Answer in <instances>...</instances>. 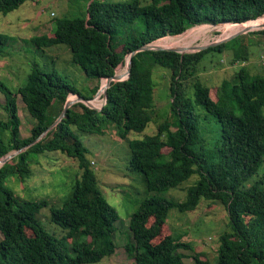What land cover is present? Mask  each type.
<instances>
[{
    "label": "trees",
    "instance_id": "1",
    "mask_svg": "<svg viewBox=\"0 0 264 264\" xmlns=\"http://www.w3.org/2000/svg\"><path fill=\"white\" fill-rule=\"evenodd\" d=\"M26 1L32 0H0V15L6 17ZM80 3L85 13L53 18L51 32L23 39L19 24L14 39L0 31V58L7 57L10 43L12 47L26 41L36 51L64 46L70 63L98 82L84 95L55 68L34 61L28 64L21 85L9 88L0 81V158L17 152L0 167V264H97L114 254L118 213L106 202L89 151L78 138V134L104 136L108 131L121 139L128 134L140 138L127 142L128 169L141 175L148 195L128 220L130 241L124 249L132 264H264V68L252 73L241 66L232 80L223 79L212 93L198 75L199 64L211 52L223 53L225 42L183 55L168 50L136 52L129 77L110 83L100 111L76 102L43 135L69 95L91 100L101 80L114 75L141 46L199 25L256 20L264 15V0ZM5 19L3 27L10 23ZM259 34L264 39V29ZM185 46L174 43L172 47ZM54 52L50 51L57 57ZM232 56V63L247 61L245 46L234 49ZM159 72L168 77L169 108L155 125L153 77ZM18 97L34 120L26 138L20 137ZM56 105L60 109L52 115ZM205 124L212 126L210 130ZM207 133L212 134L211 140ZM46 153L64 155L78 169L60 208L46 200H26L6 185L10 178L24 185L32 176V164L38 163L35 157ZM193 175L196 180L185 189L184 200L165 197ZM201 203L220 205L227 213V230L219 234L212 259L182 237L163 234L170 210L196 212ZM42 209L49 211V223L60 229L58 237L37 219ZM181 251L191 253L190 263H185Z\"/></svg>",
    "mask_w": 264,
    "mask_h": 264
},
{
    "label": "rangeland",
    "instance_id": "2",
    "mask_svg": "<svg viewBox=\"0 0 264 264\" xmlns=\"http://www.w3.org/2000/svg\"><path fill=\"white\" fill-rule=\"evenodd\" d=\"M81 1H26L18 10L9 13L6 17L0 15V31H3V34H7L11 38L15 36L14 39L17 36L15 30L19 24L24 29L22 33L23 39L51 32L53 18L63 15L71 18L85 13L84 6L80 3ZM3 18L10 22L5 27H3V22H1ZM238 25L242 24L231 25L233 27L227 25L223 26V28L221 24L216 26L200 25L190 28L180 35L166 36V38L158 40L161 42L160 44H169V48H174L172 47L174 43L186 45L185 48L204 45L216 47L221 41L227 39L229 35L251 29V27H245L240 30L237 27ZM205 26L209 28H205ZM260 30L263 29L250 30L239 35L240 38H238L236 43L226 41V50L223 53L211 52L204 57L199 64L198 75L201 81L212 89V93L223 79L232 80L234 74L241 66H246L252 73H260L262 71V68H264V39L259 34ZM189 31L190 34L184 36ZM170 37L171 39H169ZM156 41L151 44H155ZM25 42L23 41L24 44H21L22 46L16 43L12 47H10V44H12L10 43L6 49L7 57L0 58V81L7 87L15 88L23 83L24 76L29 71L28 64L32 61L47 69L50 67L55 68L61 76L65 77L69 83L77 87L84 95H88L92 88L98 86L96 80L87 79L80 68L70 63V53L64 46L36 51L32 49L29 42ZM240 46H245V51L248 54L247 61L232 63V51ZM51 50L55 51V55H59L53 57L50 53ZM118 68L119 66L116 73H119V77L123 79L124 75L121 73L123 68L121 70ZM155 73L153 78L156 83V90L153 111L156 125L167 114L169 91L167 75L164 72ZM104 81L103 79V87L106 84ZM100 86L101 82L99 83V88ZM96 96L95 93L93 98H97ZM70 97L71 100L75 99V96L69 95ZM101 99L97 98L93 105L99 108L102 104L100 103V101L102 102ZM17 105L20 118V137L26 138L30 134L29 129L34 126V120L28 115L19 97L17 98ZM59 109L60 106H54L52 115H56ZM196 111L200 112L201 117H203L201 110L197 109ZM205 127L210 130L212 126L205 124ZM147 130L148 128L145 129V132ZM205 136L207 140H211L213 137L209 133ZM78 138L89 151L87 157L93 162V170L97 175L99 187L106 202L117 211L119 218L115 223L116 232L113 238L116 246L115 252L110 258L103 259L97 264H132V259L124 249L125 243L130 241L128 220L130 214L148 195L141 175L128 169L129 149L127 142L140 138L137 134H128L125 139H121L115 135L114 131H108L104 136L78 134ZM12 153L15 152H10L9 154ZM35 159L38 163L32 164V176L30 179L26 180L24 185H21L18 179L10 178L6 182L8 189L26 200H46L53 207L60 208L62 201L68 196L75 182V176L78 172L75 162L64 155L48 153L36 156ZM195 180L196 176H191L178 188L170 189L165 197L177 201L184 200L185 189L191 186ZM48 218L49 211L47 209H42L37 216L44 229L50 234L55 232L56 234L54 235L58 237L60 229L51 225ZM227 221V213L223 207L216 204L206 206L205 203H201L196 212L183 214L176 210H170L163 234H173L174 236L182 237L183 242L191 243L194 249L204 251L212 259L218 246L219 234L227 230ZM181 252L185 256V263H190L191 253L189 251Z\"/></svg>",
    "mask_w": 264,
    "mask_h": 264
},
{
    "label": "water",
    "instance_id": "3",
    "mask_svg": "<svg viewBox=\"0 0 264 264\" xmlns=\"http://www.w3.org/2000/svg\"><path fill=\"white\" fill-rule=\"evenodd\" d=\"M264 15L260 16L259 18H262ZM259 18H257L256 20H258ZM255 21V20H254ZM249 22V21H248ZM228 25H234V24H228ZM237 25V24H236ZM260 29H264V26H262ZM248 31H240V32H237L233 35H230L227 39L223 40L220 42L221 43H224L226 41H229L233 38H236L237 36L239 35H242L244 33H246ZM218 44V43H217ZM209 47H214L213 45L212 46H194V47H188V48H180V47H174V48H161V47H156V46H153L151 43H147L143 46H141L137 51H134L132 52L131 54H129L126 58H125V63L124 65L123 64H120L119 67H125V72H126V75L123 79H121L117 74H116V70H115V73L114 75H112L111 77L109 78H106L104 79L106 84L105 86H101L98 91L96 92V97L98 98L99 95L101 94L102 96V104L101 106L98 108V107H95L93 105L94 101L93 100H85L84 98H82L81 96H78V95H73L71 94L72 96H75V99L71 100L69 99V96L67 97L65 103H64V106H63V109L61 111V113L59 114V116L55 119V121L46 129V131L43 133V135L45 133H47L48 131H50L51 129H53L66 115L67 113V110L71 107V105H73L74 103L76 102H82L84 103L87 107L91 108V109H96L98 111H100L102 109V107L105 105L106 103V90L109 88L110 86V83L112 82H120V81H124L126 80L128 77H129V74H130V68H131V57L136 53V52H140V51H161V50H168V51H172V52H175V53H179L181 55L183 54H186V53H195V52H199V51H202V50H205V49H208ZM97 98H94L97 99ZM17 154V152L15 153H12V154H7L6 156L0 158V167L2 165H4L6 162H8L11 158H13L15 155Z\"/></svg>",
    "mask_w": 264,
    "mask_h": 264
},
{
    "label": "bare ground",
    "instance_id": "4",
    "mask_svg": "<svg viewBox=\"0 0 264 264\" xmlns=\"http://www.w3.org/2000/svg\"><path fill=\"white\" fill-rule=\"evenodd\" d=\"M227 25H228V23H225L224 25H221V27L223 28V26H227ZM228 26H231V25H228ZM261 26H264V16L262 18H259L258 20L250 21V22H246V23H244L242 25H238L237 27L240 28V30H241L242 28H245V27L254 28V27H261ZM231 27H233V26H231ZM231 27H229V28L233 29ZM205 28H209V27L205 26ZM188 34H190V31L185 33L184 36H186ZM169 39H171V37ZM160 43L161 42L158 40V41H156L155 44H153V46L161 47V48H169V44H160ZM121 73L125 77V75H126L125 69H123V71H121ZM116 74L119 76V73H116ZM104 83H106V82L104 81ZM69 99H71V97Z\"/></svg>",
    "mask_w": 264,
    "mask_h": 264
},
{
    "label": "built area",
    "instance_id": "5",
    "mask_svg": "<svg viewBox=\"0 0 264 264\" xmlns=\"http://www.w3.org/2000/svg\"><path fill=\"white\" fill-rule=\"evenodd\" d=\"M101 86H102V80H101ZM100 86V87H101ZM98 98H102V96H101V94L99 95V97ZM96 100V99H95ZM94 99H93V101H95ZM102 100V99H101ZM100 103H101V101H100Z\"/></svg>",
    "mask_w": 264,
    "mask_h": 264
},
{
    "label": "clouds",
    "instance_id": "6",
    "mask_svg": "<svg viewBox=\"0 0 264 264\" xmlns=\"http://www.w3.org/2000/svg\"><path fill=\"white\" fill-rule=\"evenodd\" d=\"M254 21V20H253ZM250 22V21H249ZM241 24H244V23H241ZM222 25V24H221ZM200 26V25H199ZM94 99V98H93ZM93 99H91V100H93Z\"/></svg>",
    "mask_w": 264,
    "mask_h": 264
}]
</instances>
